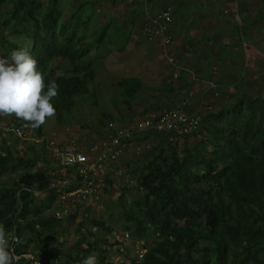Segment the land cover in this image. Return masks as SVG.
Segmentation results:
<instances>
[{"label": "trees", "instance_id": "obj_1", "mask_svg": "<svg viewBox=\"0 0 264 264\" xmlns=\"http://www.w3.org/2000/svg\"><path fill=\"white\" fill-rule=\"evenodd\" d=\"M72 15L62 18L59 0H0V48L27 47L45 84L59 85L58 96L51 101L59 121L71 111L74 98L88 89L94 71L93 59L86 55L107 36L105 24L95 36L86 37L79 29L86 28L90 17L73 25ZM6 31L26 33L31 46L12 41ZM117 84L122 101L130 104L140 82L126 77ZM109 117L104 114L102 120ZM13 119L9 122L15 126H26ZM35 131L41 139L42 126ZM0 134V177L16 173L9 182L0 183V225L7 232L15 228L20 237L18 253L30 252L43 264H81L91 254L99 264H110L116 252L121 254L120 264H264V95L239 97L227 106L201 112L198 129L181 136L182 143L166 131L129 138L130 144L151 134L157 142L133 167L141 194L127 205L123 199L127 188L120 189V237L108 220L111 212L108 219L86 213L67 249L50 245L75 213L56 217L53 209L49 211L56 198V190L47 189L53 176L47 166L36 167L37 161H47L46 140L23 137L24 141L10 127H0ZM20 142H25V149L17 153ZM111 185L106 175L102 192L110 193ZM43 193L45 197L40 196ZM125 232L129 242L138 240L146 247L141 257L136 258L132 246L125 243ZM17 264L28 261L20 257Z\"/></svg>", "mask_w": 264, "mask_h": 264}, {"label": "crops", "instance_id": "obj_2", "mask_svg": "<svg viewBox=\"0 0 264 264\" xmlns=\"http://www.w3.org/2000/svg\"><path fill=\"white\" fill-rule=\"evenodd\" d=\"M90 2L96 4L94 9L99 14L93 27L112 20L124 40L112 50H104L107 56L112 55L111 63L117 72L122 70L126 74L116 75L115 70L111 78L113 86L119 88L120 98L110 107L107 114L110 117L99 131L103 138L112 133L107 128L109 121L121 124L140 118L150 108H168L183 101L187 110L195 111L200 107V113H205L227 106L239 97L264 95V0ZM166 5L172 10L176 58L172 63L166 60L157 44L146 39L142 29L145 20ZM93 27L79 31L93 36L96 29ZM104 41L98 48H90L88 53L93 49V57L89 58H104L101 50ZM94 49H98L97 52ZM172 70L177 72L175 78L170 76ZM126 77L137 78L140 82L138 92L129 99L130 104L122 101V88L117 84L119 79ZM91 80H96L95 71ZM46 163L53 176L58 170L54 159Z\"/></svg>", "mask_w": 264, "mask_h": 264}, {"label": "rangeland", "instance_id": "obj_3", "mask_svg": "<svg viewBox=\"0 0 264 264\" xmlns=\"http://www.w3.org/2000/svg\"><path fill=\"white\" fill-rule=\"evenodd\" d=\"M72 1L73 0H59V5L61 7V10L63 11L62 18H64L65 16L69 17L70 14H73L72 16L74 18L70 21H74V25L76 21L84 23L87 17H90L89 21L87 20L89 22L88 25L83 30L85 31L87 28L91 26L93 27L95 21H97L99 17L98 12H96V10L94 9L96 4L92 5L90 0H79L83 1L82 4H80L81 2L72 3ZM105 23H107V26H105ZM103 26H105L107 29V36L101 50L102 54L104 53L106 57L104 56L103 59H97L91 62V67L96 73V80L88 81V89L81 94H78L77 97L74 98V106L69 113L64 114L62 120H57L55 115L54 118L49 119L47 123L42 126L43 135L41 139L46 140L45 158L47 159V161H51L53 159L49 147V141H54L60 144L67 140L69 141L70 139H76V142H80L81 146H83V149H86V147H89L91 143L96 145L101 139L109 138V135L103 138L104 136L99 133V131L102 129L103 124L106 122V119L102 120V116L104 114L110 113V107L119 102L120 95L118 94L119 88L113 86L111 82V78H114L113 75L115 74L116 70V67L114 68L111 63L110 57L112 55L107 56L108 53H106L104 50H112L113 48L117 47L118 44H122L124 40L119 36V31H117V29L115 28L114 22L112 20H106V22L103 23L102 27ZM100 27H93L96 28L94 29L95 33L101 31L102 27ZM5 35L19 45L30 47L32 44L31 39L26 33L10 35L9 32L6 31ZM85 35L86 37H91V34L85 33ZM94 50L95 52H97L98 49ZM11 52V50L4 49L3 47L0 48V56H3L5 58L10 57ZM86 57H93V49H91V52L88 53ZM63 67H66V64H63ZM117 74H122L120 76L123 77L126 73H122V70L118 72L116 70V75ZM95 81L97 82V85ZM216 103L217 101H214V104ZM0 117V127L5 130L7 126H9V121L13 119V116ZM26 132L27 133L25 139H31L35 140L36 142H40L41 139L36 135L35 129L26 126ZM22 140H24V138ZM176 141L182 143L184 139H176ZM156 142V137L151 134L147 135L146 138L143 137L141 141L132 139V143L130 142V144L126 146L123 154L120 155V157L114 163V166H112L111 169L107 170V176H109V178L111 179L112 184L110 188L111 190L109 191L110 193L102 192L99 197L94 199H92V197L91 200L89 199L85 202L80 203L79 205L74 206L71 210L73 213H75L74 220L67 226H65V228L59 233L57 240L50 243L52 248L60 250L61 248L67 249L69 247L70 243L76 238L74 229L77 225V222L81 220V218H83L86 213L90 215V217L108 219L107 214L111 212L112 216L108 220L117 228L115 233H118V237H120L119 233L121 232L122 222L118 218L120 207L118 196L120 194V189L121 187L127 188L126 192L123 195V199L127 205L131 204L133 199L141 194L142 190L136 188V170H134L133 167L139 160L144 161V158H142V156L145 153L147 155V152L150 151V149ZM24 143L20 142V144L16 145V147H18L16 148L17 153L22 149H25L23 146ZM46 162L37 161L36 167L43 168L44 166L48 165V163ZM15 176L16 173L4 174L0 177V183H7L9 182L11 177ZM40 196L45 197V194ZM55 206L56 203H52L49 211L55 208ZM85 223L88 224L87 221H85ZM128 242L129 241H127L126 243Z\"/></svg>", "mask_w": 264, "mask_h": 264}, {"label": "built area", "instance_id": "obj_4", "mask_svg": "<svg viewBox=\"0 0 264 264\" xmlns=\"http://www.w3.org/2000/svg\"><path fill=\"white\" fill-rule=\"evenodd\" d=\"M172 10L170 6L158 9L152 16L147 18L143 23V33L146 39L158 45L160 52L165 56L169 63L175 62L174 54V35L171 29ZM177 72L172 70L170 76L175 78ZM185 102L168 108H150L145 115L127 120L118 124L115 121H109L107 128L112 131L108 139H102L98 144H91L83 149L80 142L76 139H70L63 143L49 141V147L54 162L58 168L54 172L53 179L49 182L47 189L56 190L53 214L56 217H62L68 214L75 203H80L98 196L102 193L103 179L107 175V170L111 169L120 155H122L126 146L129 144V138L139 136L149 131H166L171 133V138L183 137L192 134L198 129L200 124V107L195 111H189L185 108ZM13 121L18 123L22 120L14 116ZM10 123L9 127L13 128L17 136L26 137V126ZM4 128V127H3ZM32 190V189H31ZM42 193L43 190L35 191ZM13 236L20 237L15 228L11 230ZM129 232H125L123 239L125 243L129 241ZM10 241L11 247L14 248L18 257H24L28 264H43L30 252L16 251L18 244ZM132 246V253L136 258L142 256L146 247L141 245L138 240L128 242ZM121 254L116 252L109 260L110 264H120ZM125 262H129L128 259Z\"/></svg>", "mask_w": 264, "mask_h": 264}, {"label": "clouds", "instance_id": "obj_5", "mask_svg": "<svg viewBox=\"0 0 264 264\" xmlns=\"http://www.w3.org/2000/svg\"><path fill=\"white\" fill-rule=\"evenodd\" d=\"M37 65L27 47L13 50L8 58L0 56V116L14 115L32 129L55 117L56 108L51 101L58 96L59 88L55 81L45 84L44 74L37 70ZM10 241L16 243L18 238L0 225V264H17L18 257ZM81 264L99 262L91 254Z\"/></svg>", "mask_w": 264, "mask_h": 264}]
</instances>
